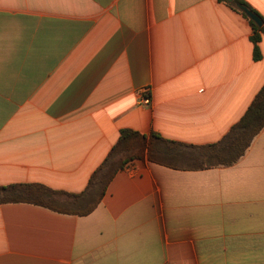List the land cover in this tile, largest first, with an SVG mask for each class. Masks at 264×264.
<instances>
[{
  "label": "crops",
  "instance_id": "1",
  "mask_svg": "<svg viewBox=\"0 0 264 264\" xmlns=\"http://www.w3.org/2000/svg\"><path fill=\"white\" fill-rule=\"evenodd\" d=\"M252 32L219 0H0V187L81 195L125 129L188 146L154 141L86 214L99 188L1 204L0 264H264V128L232 165L195 149L264 86Z\"/></svg>",
  "mask_w": 264,
  "mask_h": 264
},
{
  "label": "trees",
  "instance_id": "2",
  "mask_svg": "<svg viewBox=\"0 0 264 264\" xmlns=\"http://www.w3.org/2000/svg\"><path fill=\"white\" fill-rule=\"evenodd\" d=\"M239 11L250 23L252 27L251 41L254 45V59H261V51L258 44L264 34V26L259 27L256 23L250 20L247 15L241 11L238 6H245L255 15H257L262 23L263 19L252 10L246 3L241 0H219ZM264 128V86L255 96L251 105L245 112L244 116L230 129L229 133L218 143L211 144L205 148H195L198 155L206 159L223 160L225 165H232L245 154L253 139ZM154 141H159L168 149L176 147H188L183 144H178L172 141L162 139L158 134L153 133L149 137L142 135L136 131L125 129L120 133V138L117 144L111 149L105 161L93 173L87 190L81 195H70L68 193L56 192L47 189L41 185H11L0 187V205L6 202L22 201L34 202L42 205L56 207V201L60 196H67L72 199H79L91 193L95 188L100 189L99 196L96 200L88 204L87 209L80 213L86 214L91 211L92 206L98 202L103 195L107 184L118 170L123 169L129 162L140 160L144 156V150L150 151ZM193 148V147H191ZM194 149V150H195ZM223 153L232 154L231 158L223 159Z\"/></svg>",
  "mask_w": 264,
  "mask_h": 264
},
{
  "label": "water",
  "instance_id": "3",
  "mask_svg": "<svg viewBox=\"0 0 264 264\" xmlns=\"http://www.w3.org/2000/svg\"><path fill=\"white\" fill-rule=\"evenodd\" d=\"M228 2H232V0H226ZM238 8L243 11L247 17L252 20L254 23H256L259 27H261L263 25L261 19L255 15L252 11H250L248 8H246L245 6H241L239 5Z\"/></svg>",
  "mask_w": 264,
  "mask_h": 264
},
{
  "label": "built area",
  "instance_id": "4",
  "mask_svg": "<svg viewBox=\"0 0 264 264\" xmlns=\"http://www.w3.org/2000/svg\"><path fill=\"white\" fill-rule=\"evenodd\" d=\"M140 104L149 105V104H150V99H149L148 97L143 98V99L140 101Z\"/></svg>",
  "mask_w": 264,
  "mask_h": 264
}]
</instances>
